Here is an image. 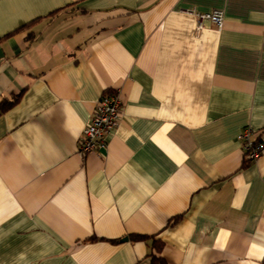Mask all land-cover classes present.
<instances>
[{"label": "crops", "instance_id": "1", "mask_svg": "<svg viewBox=\"0 0 264 264\" xmlns=\"http://www.w3.org/2000/svg\"><path fill=\"white\" fill-rule=\"evenodd\" d=\"M106 93L122 116L82 157ZM18 95L0 264H264V152L240 140L264 147V0H0V103Z\"/></svg>", "mask_w": 264, "mask_h": 264}, {"label": "built area", "instance_id": "2", "mask_svg": "<svg viewBox=\"0 0 264 264\" xmlns=\"http://www.w3.org/2000/svg\"><path fill=\"white\" fill-rule=\"evenodd\" d=\"M196 32L204 30V23L210 22L219 31L223 28V11L213 10L197 13ZM122 116V101L119 94L106 93L96 103L88 125L84 128L78 143V154L82 157L106 148V139L118 126ZM241 149L248 163L257 161L264 152V147L256 132L251 127L243 129L240 136Z\"/></svg>", "mask_w": 264, "mask_h": 264}, {"label": "trees", "instance_id": "3", "mask_svg": "<svg viewBox=\"0 0 264 264\" xmlns=\"http://www.w3.org/2000/svg\"><path fill=\"white\" fill-rule=\"evenodd\" d=\"M33 23L34 22L19 28L18 30H16L15 33L21 32V31H23L25 29H28L30 27V25H32ZM30 39H31V36H29V40ZM19 98H20V96L18 95L16 97H14L11 101L3 100L0 103V114L4 113L5 111H7L11 107H13L18 102ZM130 239H131V241H146L148 238L146 236L133 235V236H131ZM152 261H154V260H152Z\"/></svg>", "mask_w": 264, "mask_h": 264}, {"label": "water", "instance_id": "4", "mask_svg": "<svg viewBox=\"0 0 264 264\" xmlns=\"http://www.w3.org/2000/svg\"><path fill=\"white\" fill-rule=\"evenodd\" d=\"M126 239H124L123 241H125Z\"/></svg>", "mask_w": 264, "mask_h": 264}]
</instances>
